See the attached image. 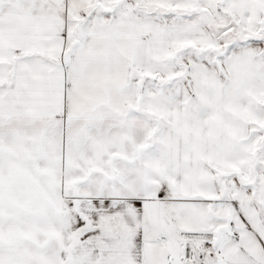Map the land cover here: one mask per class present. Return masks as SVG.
<instances>
[{
    "label": "snow or ice",
    "instance_id": "snow-or-ice-1",
    "mask_svg": "<svg viewBox=\"0 0 264 264\" xmlns=\"http://www.w3.org/2000/svg\"><path fill=\"white\" fill-rule=\"evenodd\" d=\"M0 264H264V0H0Z\"/></svg>",
    "mask_w": 264,
    "mask_h": 264
}]
</instances>
